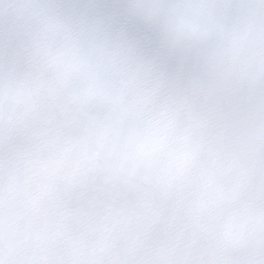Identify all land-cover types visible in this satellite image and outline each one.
I'll return each mask as SVG.
<instances>
[{
    "label": "snow or ice",
    "instance_id": "1",
    "mask_svg": "<svg viewBox=\"0 0 264 264\" xmlns=\"http://www.w3.org/2000/svg\"><path fill=\"white\" fill-rule=\"evenodd\" d=\"M0 264H264V0H0Z\"/></svg>",
    "mask_w": 264,
    "mask_h": 264
}]
</instances>
